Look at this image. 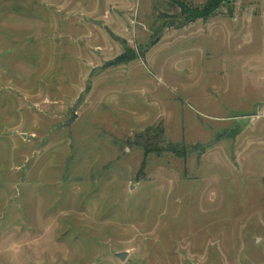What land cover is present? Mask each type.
I'll list each match as a JSON object with an SVG mask.
<instances>
[{"label":"rangeland","instance_id":"374dc122","mask_svg":"<svg viewBox=\"0 0 264 264\" xmlns=\"http://www.w3.org/2000/svg\"><path fill=\"white\" fill-rule=\"evenodd\" d=\"M233 2L0 0V264H264V0Z\"/></svg>","mask_w":264,"mask_h":264},{"label":"trees","instance_id":"16d2710c","mask_svg":"<svg viewBox=\"0 0 264 264\" xmlns=\"http://www.w3.org/2000/svg\"><path fill=\"white\" fill-rule=\"evenodd\" d=\"M172 1L180 8V15H182L184 19L182 25L192 23L199 19L207 21L208 19L216 15L217 12L223 7V5L228 6L230 14H233L234 0H206L204 3L199 5L192 4L191 2L186 0H172ZM142 56L144 57V55ZM149 129L151 128H148L145 131ZM164 133H165L164 127L161 126L158 134L164 135ZM141 147L143 149L142 152L143 159L140 165L141 170H143V168L145 167L147 156L151 153L162 155L164 153L171 152L186 158V153L184 152L181 154L180 150H178L177 145L170 144L168 146H161V145L152 146V144L149 143V140L146 139V141L142 142Z\"/></svg>","mask_w":264,"mask_h":264},{"label":"water","instance_id":"95a60500","mask_svg":"<svg viewBox=\"0 0 264 264\" xmlns=\"http://www.w3.org/2000/svg\"><path fill=\"white\" fill-rule=\"evenodd\" d=\"M117 256H118V258H119L120 260H123L124 257H125V252H120V253L117 254Z\"/></svg>","mask_w":264,"mask_h":264}]
</instances>
